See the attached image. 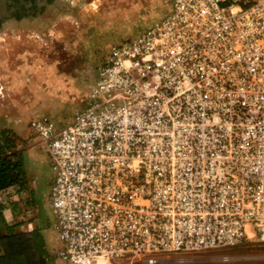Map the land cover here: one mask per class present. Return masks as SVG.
<instances>
[{
    "label": "built area",
    "instance_id": "obj_1",
    "mask_svg": "<svg viewBox=\"0 0 264 264\" xmlns=\"http://www.w3.org/2000/svg\"><path fill=\"white\" fill-rule=\"evenodd\" d=\"M28 128L48 156L53 258L158 264L264 243V0H171L110 46L65 124Z\"/></svg>",
    "mask_w": 264,
    "mask_h": 264
},
{
    "label": "rangeland",
    "instance_id": "obj_2",
    "mask_svg": "<svg viewBox=\"0 0 264 264\" xmlns=\"http://www.w3.org/2000/svg\"><path fill=\"white\" fill-rule=\"evenodd\" d=\"M170 9L171 0H87L82 1L75 22L71 21L72 18L67 23L61 22L58 26L59 36L42 37L41 41H34L33 45L38 47L33 52L29 50L34 47L30 36L27 37L29 44L17 42L14 35L1 41V45H6V48L12 45L15 53L9 56L6 49L0 48L8 64L6 75L0 79V131L7 129L16 135L26 162V156L31 154L43 159L39 163L41 175L34 181L29 179L34 206L29 207V195L24 196L19 213L13 219L20 223L21 227L19 225L17 229L21 231H28L30 227L39 229L48 249L55 251L58 246L47 198L50 186V175L46 171L48 158L37 139L29 132L28 123L35 113L26 109L29 99L35 97L30 87L37 78L34 73L45 72L50 66L64 68L57 79L62 95L70 101L53 117L55 120L69 118L87 99L86 83L97 80L98 67L110 46L137 37ZM17 33V36L23 35L25 41L26 35L22 31ZM40 79L37 82L38 90L46 86L45 78L41 76ZM20 90L24 94L26 91L29 99L22 95L23 99L16 101L21 96L18 93ZM28 223L33 225L29 227ZM159 259L158 264H264V243L251 241L231 248L165 253L159 255ZM52 260L54 264H67L57 257Z\"/></svg>",
    "mask_w": 264,
    "mask_h": 264
},
{
    "label": "crops",
    "instance_id": "obj_3",
    "mask_svg": "<svg viewBox=\"0 0 264 264\" xmlns=\"http://www.w3.org/2000/svg\"><path fill=\"white\" fill-rule=\"evenodd\" d=\"M61 18H63V23H67L70 21V17L68 16H62ZM67 18V20L65 19ZM61 22L57 23V24H53V25H46L45 28L38 30L36 28H31L30 32H28V35H26V39L24 41V37L23 35H19L17 36V31L19 30L18 27H13L11 29V34L14 35L15 38H17V42H25V44H29L28 38H31V44L32 46H34L33 48L29 49L31 50V52H33L38 46L33 45L34 41L36 42L38 39V42L41 41L40 39H42V37H47V36H59V30H58V26L60 27ZM66 26V25H65ZM35 36V38H34ZM2 38H4L5 36H1ZM23 37V38H22ZM38 37V38H36ZM1 41H3V39H0V48L4 49L6 48V45H1ZM39 46H41L39 44ZM1 49H0V79L3 78L6 74V69H7V60H6V55L1 53ZM64 70V68H59V67H55V66H50L48 67L45 72L43 71H39V72H35V76L37 77L36 80L34 82H32L30 84L31 91L35 93V97H31L30 99L28 98V93L25 91L26 94H24V92L22 93V89L18 92L19 94L21 93V96L17 98L16 101H20L23 99L22 95H24L25 97H27L29 99L28 104L26 105V109L31 110V112L35 113V117L33 118H39V117H48L50 119H52L56 125L60 126L65 124L69 118H63V119H58L55 120V118L53 117L54 114H56L57 112L60 111V109L63 107V105L67 102H69L70 100L66 99L67 97L65 95H62L61 93V89H60V85H59V81H58V76L60 74V72H62ZM34 72V71H33ZM41 76H43L45 79V83L46 86L44 88H41L40 90L37 89V82L38 80H41ZM33 81V80H32ZM94 82H87L86 83V90L88 91V88L91 84H93ZM19 88L20 87H16ZM86 102V100H85ZM85 102L83 103V106L85 104ZM82 106V107H83ZM32 118V119H33ZM57 119V118H56ZM29 129V128H28ZM30 133H32L29 130ZM33 134V133H32ZM33 136L37 139V137L33 134ZM38 141V139H37ZM47 155V154H46ZM48 158V156H47ZM26 159L28 160V162H26V160L24 159V170L26 173V177H27V186L29 191H24V190H19L17 186H11L6 188L3 191H0L1 194H3V196L5 197L6 200V204L2 205V216L5 220V222L7 224H12V223H16L15 220L13 218H15L17 216V214L19 213V207L21 205V200L24 198V196H28L29 195V202L28 203L31 207L33 208L34 206V202H33V198L31 196V186L29 185V179L32 178V180L34 181L35 179H37V177H39L41 175L40 172V166L39 163L43 160L42 157L37 158V156L35 154H31V155H27ZM46 169H48V159H47V163H46ZM49 175V169L46 170ZM29 192V193H28ZM30 208V209H31ZM30 212V210H28ZM28 211L26 213H28ZM19 220V219H18ZM29 227L31 225H33L32 223H28L27 224ZM21 227V225L19 226ZM33 227H30V229H28V231L32 230Z\"/></svg>",
    "mask_w": 264,
    "mask_h": 264
},
{
    "label": "trees",
    "instance_id": "obj_4",
    "mask_svg": "<svg viewBox=\"0 0 264 264\" xmlns=\"http://www.w3.org/2000/svg\"><path fill=\"white\" fill-rule=\"evenodd\" d=\"M17 186L27 191L24 155L18 138L7 129L0 131V191ZM0 205V264H54L41 231H21L20 223L7 224Z\"/></svg>",
    "mask_w": 264,
    "mask_h": 264
},
{
    "label": "flooded vegetation",
    "instance_id": "obj_5",
    "mask_svg": "<svg viewBox=\"0 0 264 264\" xmlns=\"http://www.w3.org/2000/svg\"><path fill=\"white\" fill-rule=\"evenodd\" d=\"M82 1L87 0H0V39L5 41L11 38L13 27H18V31L28 35L31 28L41 30L46 25L63 21L62 16H68L75 22ZM4 49L9 56L15 53L12 45Z\"/></svg>",
    "mask_w": 264,
    "mask_h": 264
}]
</instances>
